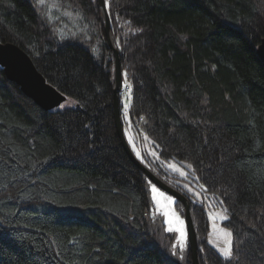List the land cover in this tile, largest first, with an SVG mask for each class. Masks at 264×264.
Here are the masks:
<instances>
[{
	"label": "trees",
	"instance_id": "trees-1",
	"mask_svg": "<svg viewBox=\"0 0 264 264\" xmlns=\"http://www.w3.org/2000/svg\"><path fill=\"white\" fill-rule=\"evenodd\" d=\"M72 1L86 34L97 38L95 51L58 40L37 0H0V43L20 47L66 97L43 111L0 68V264H192L188 246L182 261L173 258L174 237L152 211L149 181L119 139L114 59L97 0ZM107 4L131 98L120 114L134 155L178 190L174 173L140 158L125 114L161 161L187 163L204 192L220 198L229 257L208 244L204 209L178 190L191 202L200 264H264V63L257 55L264 0Z\"/></svg>",
	"mask_w": 264,
	"mask_h": 264
},
{
	"label": "rangeland",
	"instance_id": "rangeland-1",
	"mask_svg": "<svg viewBox=\"0 0 264 264\" xmlns=\"http://www.w3.org/2000/svg\"><path fill=\"white\" fill-rule=\"evenodd\" d=\"M106 1L107 6H110L111 0ZM74 7H76V4L72 0H37L36 4L40 17L46 21L47 26L52 33L56 34L58 40L73 42L77 40L91 51L97 50L95 45L97 38H92L86 34V28L82 25L84 17L77 13ZM113 37H116V35L113 34ZM123 83H127L125 75ZM130 101V94L124 87L119 97V103L124 112L128 109ZM124 117L127 121L125 133L127 136L130 134L132 141L135 142L140 158H143L144 162L152 169H160L165 174L171 173L170 175L174 173L178 177V179L172 180L177 189H183L190 200L195 205L202 207L206 213L209 223L208 244L222 257L231 256L232 236L231 232L223 227L227 214L220 198L204 192L203 186L198 182L197 177L193 175L191 167L187 163L161 161L157 147L153 142L143 133L141 135L135 134L129 123L128 115L125 114ZM148 190L153 213L161 217L166 231L174 237L171 246L172 256L175 260L182 261L185 258V250L188 244L187 227L185 217L182 214V207L177 205L172 196L154 184L149 183Z\"/></svg>",
	"mask_w": 264,
	"mask_h": 264
},
{
	"label": "water",
	"instance_id": "water-1",
	"mask_svg": "<svg viewBox=\"0 0 264 264\" xmlns=\"http://www.w3.org/2000/svg\"><path fill=\"white\" fill-rule=\"evenodd\" d=\"M97 4L104 24L107 46L112 52L115 61L113 109L119 139L130 161L147 177L148 181L172 196L183 207L191 261L192 264H200L197 233L191 215L190 201L186 196L167 185L144 166L134 156L125 139L119 106V94L123 86V73L119 62L120 53L111 36V23L105 0H97ZM257 55L264 63V37L257 48ZM0 68L3 70L6 79L19 87L20 91L43 111L49 112L57 109L66 102V97L46 81L42 74L37 70L30 56L17 45L12 43H0Z\"/></svg>",
	"mask_w": 264,
	"mask_h": 264
},
{
	"label": "bare ground",
	"instance_id": "bare-ground-1",
	"mask_svg": "<svg viewBox=\"0 0 264 264\" xmlns=\"http://www.w3.org/2000/svg\"><path fill=\"white\" fill-rule=\"evenodd\" d=\"M132 56V55H131ZM138 55L137 54H134L132 57H130L131 61L135 60V59H138L137 58ZM122 59V58H121ZM121 59H120V54H119V62H120V66H121V69H122V63H121ZM127 60V59H126ZM109 73H110V76L112 78V81L114 80L115 81V61L114 63L112 64V66L109 68ZM122 73H123V69H122ZM124 74V73H123ZM125 75V74H124ZM123 75V77H124ZM113 81V82H114ZM113 91H114V86H113ZM116 125V124H115ZM117 129V128H116Z\"/></svg>",
	"mask_w": 264,
	"mask_h": 264
}]
</instances>
